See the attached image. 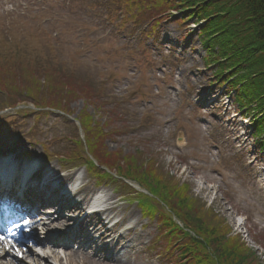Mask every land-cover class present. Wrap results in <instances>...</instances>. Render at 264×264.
<instances>
[{
  "label": "rangeland",
  "instance_id": "374dc122",
  "mask_svg": "<svg viewBox=\"0 0 264 264\" xmlns=\"http://www.w3.org/2000/svg\"><path fill=\"white\" fill-rule=\"evenodd\" d=\"M142 18L133 20L110 0H0V45H19L22 58L45 60L56 70L49 91L41 73L20 63L1 73L0 63V75L12 78L11 87L21 92L13 96L0 89V109L8 100L28 102L0 112V153L14 152L16 145L22 161L38 159L61 173L73 168L58 158L46 163L48 153L90 159L85 143L95 136L98 149L119 158L111 170L125 178L127 188L112 180L101 190L125 200L121 216L136 227L129 264H172L169 244L160 239L167 227L161 229L157 218L165 212L160 200L178 205L166 193L168 182L197 202L209 223L205 233L209 228L224 232L254 254L253 264H264V152L251 115L240 110L230 79L219 81L218 70L206 66L202 35L191 26L195 19L160 17L153 32ZM49 43L59 52H50ZM6 50L0 47V62L14 63L15 55ZM32 85L31 94L27 87ZM18 109L34 113L17 115ZM84 114L104 135L84 130ZM77 175L85 178L83 191H97L93 175L82 167L69 173L72 179ZM138 198L158 208L154 219L133 203ZM237 217L244 220L236 223ZM189 218L191 223L194 217ZM204 238V249L218 252L215 239ZM102 262L111 264L92 261Z\"/></svg>",
  "mask_w": 264,
  "mask_h": 264
},
{
  "label": "trees",
  "instance_id": "16d2710c",
  "mask_svg": "<svg viewBox=\"0 0 264 264\" xmlns=\"http://www.w3.org/2000/svg\"><path fill=\"white\" fill-rule=\"evenodd\" d=\"M110 1L118 11H121V6H123L124 13L128 16L131 15L133 20H142V17H145V21L151 22L153 28L157 26L158 21L155 20L164 17L170 11H178L179 15L173 17L180 21L195 19L196 23L203 22V25H200V32L204 49L209 55L207 66L216 68L219 78L231 79L229 84L235 89V96L240 108L253 117L255 135L261 140L258 143L264 148V139L262 138L264 137V0ZM140 12H142V17L139 15ZM10 54L11 56L15 55L12 59L14 63L8 62L11 59L3 60L5 63L3 65L4 72L6 69L15 70L16 68H13L12 64L19 65L20 63L25 67V70L31 68L36 73L46 76V86L50 91L53 86L51 76L56 71L53 65L45 60L40 63L32 58H22L17 54ZM33 80L32 78L31 82ZM10 82H14V80L3 78L0 75V86L9 87L15 93L20 92L19 87L12 88ZM33 87V85L32 87L28 86L27 92L32 94L30 90ZM36 103L38 104V102ZM85 115L87 114H84L81 119L84 130L104 135L103 128L101 129L98 125L94 128L91 127L92 121ZM86 136H90V134L87 133ZM90 139H86L87 147L95 155L97 161L109 169L114 168V164L119 158L108 155L101 148L98 149L94 142L95 136ZM88 162L90 161L88 160ZM126 164L127 161L124 166ZM168 184L170 187L166 189V193L175 197L178 205L167 204L171 214L163 208L165 212L162 213L163 218H161L164 228L167 227L168 231L165 234V239L169 244L168 249L172 250L171 254L176 256L177 264H253V260L250 259L251 256L254 259V254L248 248L242 249L243 247L235 240L226 239L224 232L218 234L212 230L213 228H209L205 233L204 225L208 223L207 217L202 215L203 211L198 207L197 202L187 196L186 189L171 185V182ZM163 202L165 203L164 200ZM182 206L186 209L182 210ZM144 207L151 216L157 214L155 209L158 208L154 204L145 201ZM174 215L183 224V228L175 221ZM189 216L194 217L191 223ZM168 233L170 235H167ZM207 235L215 239L214 244L217 246L218 252L211 246L204 249L206 246L204 237Z\"/></svg>",
  "mask_w": 264,
  "mask_h": 264
},
{
  "label": "bare ground",
  "instance_id": "6f19581e",
  "mask_svg": "<svg viewBox=\"0 0 264 264\" xmlns=\"http://www.w3.org/2000/svg\"><path fill=\"white\" fill-rule=\"evenodd\" d=\"M236 98V97H235ZM236 101L238 102L237 98ZM12 153L6 154L3 153L1 155H4L6 157L11 158L12 156L16 160H20L16 157L15 148H13ZM24 166L30 168V164H23ZM52 172L55 174L56 170H52ZM44 176V175H43ZM43 176H40L39 179H42ZM28 182H31L28 180ZM1 185H5V183H1ZM207 189V188H206ZM208 189H211L208 187ZM97 194V193H96ZM95 195L94 191H83L81 190V194L79 196L81 202V205L77 208L70 209L72 207V204L74 203V200L69 201L66 197H62L58 205L56 207V210H58L60 207L63 209L62 213L57 212L54 219H50L51 222L47 223V226L50 227L55 224H60L62 226H73L70 222L72 220L78 219V216L82 213L87 211L88 208L92 209L93 206L91 204L93 202H98L93 200V196ZM97 195H95L94 198H96ZM102 206H106V208L103 210L99 209L102 216H106L108 219H115L120 221V223H116L114 226L109 227L107 225V222L105 219L99 216L98 223L96 225H93V227L90 226V223L94 219V217L90 216L83 223V227L81 232L76 236L77 244L80 245L78 249H73L70 245H62L60 242V245L55 244L56 246H60L57 248L56 246L47 247V257L49 259H52L55 264H76L75 259H80L82 261V264H93L92 261L100 262L102 260H107V262L111 264H129V259L126 258V256H119L116 254V252H110L107 249H111L112 247H116L118 243L125 245V242L128 243L126 246L129 248V250L132 252L134 249V246H136V241L132 239L133 234L135 233L136 227L131 228L126 221L127 218H123L121 215L126 212L124 207H122L125 202L122 198L119 196L116 197L114 195L110 194H103L101 200ZM170 211V209L168 210ZM171 212V211H170ZM67 215H71L72 218L68 219L66 218ZM53 218V217H52ZM175 220H179L177 216L174 215ZM240 219L243 221L244 219L240 217ZM239 217H237L236 223H240ZM120 224V225H119ZM38 225H41V223H38ZM127 225V226H126ZM122 227V228H121ZM121 228V229H120ZM120 229V230H119ZM120 231L122 233L119 235V238L116 239V234ZM102 238L99 239L98 236L102 235ZM133 240V241H132ZM30 242L36 243V237L33 236L30 239ZM102 244H106V247H102ZM172 246V245H171ZM16 247V246H15ZM100 248H102L100 250ZM169 248V247H168ZM17 248H13L11 244L8 246L7 249L3 247V244L0 243V264H22L18 262H14L11 260V258L15 256ZM20 253H22L25 258L23 260V264H51L46 261V257L42 256L39 257L36 253L26 249H19ZM172 251V250H171ZM131 254V253H130ZM20 257V256H19ZM170 259V262L172 264L176 263V256L171 254L168 256ZM97 259V260H96ZM30 262H29V261ZM99 260V261H98ZM22 261V260H20ZM106 264L105 262H102ZM98 264V263H96Z\"/></svg>",
  "mask_w": 264,
  "mask_h": 264
},
{
  "label": "snow or ice",
  "instance_id": "6c2138e0",
  "mask_svg": "<svg viewBox=\"0 0 264 264\" xmlns=\"http://www.w3.org/2000/svg\"><path fill=\"white\" fill-rule=\"evenodd\" d=\"M25 223H27V222H25ZM16 227L19 228L20 225H16ZM9 231H11V229H9ZM12 234L15 235V233H12ZM0 243L3 244V247H4L5 249H7L8 246H9L10 244H12V241H11V240H8L5 236H0ZM12 246L15 247L14 244H12ZM16 254H17V255H20V250H19V249L16 250Z\"/></svg>",
  "mask_w": 264,
  "mask_h": 264
},
{
  "label": "water",
  "instance_id": "95a60500",
  "mask_svg": "<svg viewBox=\"0 0 264 264\" xmlns=\"http://www.w3.org/2000/svg\"><path fill=\"white\" fill-rule=\"evenodd\" d=\"M181 141H182V140H181V139H179V140H178V143H181Z\"/></svg>",
  "mask_w": 264,
  "mask_h": 264
}]
</instances>
